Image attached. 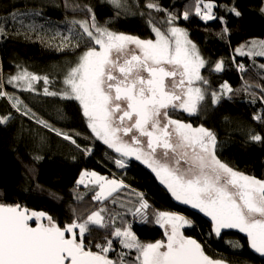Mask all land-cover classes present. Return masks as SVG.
<instances>
[{
  "label": "snow or ice",
  "instance_id": "1",
  "mask_svg": "<svg viewBox=\"0 0 264 264\" xmlns=\"http://www.w3.org/2000/svg\"><path fill=\"white\" fill-rule=\"evenodd\" d=\"M108 3L117 10L128 7L126 0H108ZM214 6L211 0H196L194 14L205 22L215 20ZM144 7L166 12L158 0H146ZM86 11L90 14L88 18L71 22L78 26L74 45L70 35L62 37L57 46L63 51L69 45L80 48L81 42L84 44L77 61L64 75L59 91L50 89L47 75L39 76L20 65L16 74L8 77L7 84L22 91L37 92L35 83L42 81L44 96L78 102L92 137L119 154L114 160L117 167H126V158L135 157L151 169L172 197L208 217L217 237L223 229H236L247 236L248 247L264 257V179L239 172L221 161L213 131L202 125L193 127L171 115L176 110L196 115L206 99L210 98V103L216 105L233 89L225 82L219 92H209L206 87L209 81L201 75L206 61L188 39L186 30L176 26L179 17L175 14L167 13L166 31L150 20L155 38L141 39L99 25L92 8L87 7ZM229 11L237 17L241 15L236 8ZM31 14L10 11L0 22L4 25L0 26V38L9 35L6 27L9 17L24 27L20 17ZM190 14L185 10L183 19L188 20ZM38 27L42 25H27L23 35L29 38ZM20 34L17 30L16 35ZM236 52L264 56V41H254L247 51L237 48ZM238 68L241 72L245 70L243 64ZM223 69V61L216 62L212 68L215 72ZM4 83L0 75V98L9 99L20 116L75 145L85 156L92 155L91 147H81L77 142L75 137L80 133L69 134L42 119L14 93L5 91ZM250 87L247 85L245 90ZM261 99L264 102V97ZM253 118L264 123L260 115ZM12 119L10 114L0 116V125H7ZM248 140L264 145V135L260 133L249 132ZM42 158L33 157L34 160ZM86 176L93 177L99 188L92 199L101 202L128 187L123 181L95 172H82L77 183L83 184ZM137 204L128 211L142 223L148 222L149 204L143 194H137ZM104 211L101 208L82 220L77 218L60 226L43 211L0 203V264H225L211 259L201 243L180 231L182 227H191L192 221L167 211L154 215V222L165 229L166 241L142 243L126 221L122 226L112 227L111 236L121 246L117 259L113 260L108 255L114 251L113 239L105 237L104 243H96L94 247L98 251H93L91 243L85 242L86 234L93 227L109 228L115 223L114 218L105 223ZM233 247L238 248L240 244L236 242ZM133 250L135 256L126 259Z\"/></svg>",
  "mask_w": 264,
  "mask_h": 264
},
{
  "label": "trees",
  "instance_id": "2",
  "mask_svg": "<svg viewBox=\"0 0 264 264\" xmlns=\"http://www.w3.org/2000/svg\"><path fill=\"white\" fill-rule=\"evenodd\" d=\"M207 2V0H206ZM215 5V20L205 22L194 14L196 0H158L166 12H156L144 7L146 0H126L127 8L115 9L108 0H0V22L10 11L33 13L22 15L24 27L7 20V38H0V75L8 79L17 71V65L39 76L47 75L50 89L59 91L61 81L68 69L75 64L83 50L73 45L78 31L67 21L72 18L86 19L90 15L86 8L91 7L99 25L111 31L137 36L141 39H153L147 19H167V13L179 17L176 22L189 33L207 61L205 76L213 91H220V85L227 82L232 93L222 96L216 105H208L205 115L189 116L184 112L171 113L174 119L190 123L194 127L204 126L213 131L217 138L216 153L218 158L233 169L264 179V145L248 140L249 132L264 135V123L253 117H264V56L239 55L237 48L245 51L252 42L264 41V0H211ZM66 3L69 5L66 7ZM236 8L241 15L237 17L229 11ZM190 11L188 20L183 19V12ZM36 11L41 14L34 15ZM154 11L158 14L155 18ZM119 13V14H118ZM143 13V14H141ZM129 16V17H127ZM222 18V19H221ZM42 25L26 38L23 32L29 24ZM0 26H4L0 23ZM224 28L228 31L225 33ZM71 31V34L69 30ZM21 32L16 35V31ZM73 45L58 50L62 37L70 36ZM223 61L221 72L212 70L216 62ZM244 65L241 72L238 65ZM247 85H251L246 89ZM7 92L14 93L42 119L56 128L76 136L81 147L92 148V155L85 156L75 145L57 137L33 120L20 116L7 98H0V116L11 115L13 119L7 125H0V203L19 204L31 211H43L52 216L56 223L64 226L74 219L86 218L93 211L104 208L105 216L123 217L131 224V230L142 243H155L165 239V231L154 222L155 213L167 211L179 213L192 221V226L184 231L204 244L205 254L229 264H264V257L254 253L249 247L247 236L236 230H223L216 237L211 230V221L204 214L174 201L171 193L157 180L154 173L136 160L127 161V166L117 167L114 160L118 157L101 141L92 137L87 128L78 102L63 100L59 97L44 96L43 82L35 83L37 92L15 89L5 86ZM5 90V91H6ZM230 97V98H229ZM34 156L43 157L34 160ZM95 170L107 176L123 181L126 190L143 194L149 204L146 210L148 222L133 217L126 207L111 204L113 197H125L124 189L113 194L107 200L92 199L97 186L85 188L78 184L81 173ZM88 177V176H86ZM87 191L85 194H83ZM126 198V197H125ZM137 204V201H135ZM132 205L135 208L137 205ZM93 227L86 234V244L91 243L92 250L98 251L96 243H104L105 237L113 239V249L109 258L117 259L121 246L111 236L112 227ZM238 242L240 247H233ZM128 252V249H123ZM135 251L126 259H132Z\"/></svg>",
  "mask_w": 264,
  "mask_h": 264
},
{
  "label": "rangeland",
  "instance_id": "3",
  "mask_svg": "<svg viewBox=\"0 0 264 264\" xmlns=\"http://www.w3.org/2000/svg\"><path fill=\"white\" fill-rule=\"evenodd\" d=\"M125 11V13H126V15L128 14H132L133 15V13H132V11H131V9L130 8H127L126 10H124ZM153 12V14L155 15V18L156 17H158V14H156L154 11H152ZM160 13V12H159ZM127 17H129V16H127ZM74 20H82V18L81 19H78V18H72V19H69L68 21H67V23H69L70 24V26H71V22L72 21H74ZM151 20V23L153 24V25H156L157 27H159V28H161V30L162 31H166V29H167V27H168V25H167V23H166V20L167 19H160V20H155V19H153V18H148L147 19V21H148V27H149V30H151V32H152V29H151V25L149 24V21ZM176 23V26H178V27H180V28H183L182 26H180L179 24H177V22H175ZM73 25V24H72ZM74 26V25H73ZM74 28H76L77 30H78V26H74ZM183 29H185V28H183ZM186 30V29H185ZM113 32H115V31H113ZM186 32H187V30H186ZM117 33V32H116ZM152 34H153V39L155 38V34L152 32ZM187 34H188V39H190V36H189V33L187 32ZM195 45H196V43L192 40V39H190ZM197 46V45H196ZM197 49H198V51H199V53H200V55H201V57L205 60V57H204V55L202 54V52H201V50L198 48V46H197ZM206 61V60H205ZM206 64H207V61H206ZM205 68H203V69H201V75L202 76H204L206 79H207V77L205 76V74H204V72H205V70H204ZM17 72V71H16ZM16 74V73H15ZM14 74V75H15ZM4 80V90H6V87L5 86H8L9 87V84H7V79H3ZM208 80V79H207ZM209 86H210V83H209V85H207L206 87L208 88V90H209V92H211V91H213L212 90V88L210 89L209 88ZM15 89H17V88H15ZM19 89V88H18ZM7 91V90H6ZM208 105H212L211 103H210V98L209 99H206V101L202 104V106H201V108H200V110H199V112L196 114V115H199V116H201V115H205L204 114V112L205 111H207V108L209 107ZM177 111H179V112H182L183 113V111H181V110H177ZM185 113V112H184ZM185 114H187V113H185ZM187 115H189V114H187ZM189 116H194V115H189ZM195 127V126H194ZM117 155H119L118 153H117ZM134 159V160H136L135 159V157H128V158H126L127 159V161H131V159ZM136 161H138L139 163H141L139 160H136ZM142 165H144L148 170H150L151 171V169L150 168H148L145 164H143V163H141ZM86 172H89V173H91V172H95V173H97V175H99V176H103V177H106V178H108V179H116V180H119V179H117V178H115V177H113V176H107V175H105V174H101L100 172H96L95 170H88V171H86ZM152 172V171H151ZM153 173V172H152ZM156 176V175H155ZM157 178V177H156ZM158 180V179H157ZM120 181V180H119ZM159 181V180H158ZM160 182V181H159ZM124 183V182H123ZM125 184V183H124ZM83 185L85 186V188H89V186H91V185H94V186H97V188H98V185L94 182V178L93 177H91V176H89V179L87 180L86 179V177H85V179H84V183H83ZM126 185V184H125ZM163 185V184H162ZM164 186V185H163ZM165 187V186H164ZM166 188V187H165ZM167 189V188H166ZM98 190H99V188H98ZM87 191H85L83 194H85ZM122 193L125 195V197H115V203H113V201L111 202V204H113V205H116V206H120V207H122V206H124V207H126L127 209H129V208H131V206L134 204H136L135 203V201H137V194H140V193H136V192H130V191H128V190H126V189H124L123 191H122ZM113 194H115V193H113ZM143 197H144V195H143ZM144 199H145V197H144ZM173 199H174V201H177L174 197H173ZM178 203H180L179 201H177ZM180 204H182V203H180ZM137 205V204H136ZM182 205H184V206H188V207H190L189 205H185V204H182ZM191 208V207H190ZM193 209V208H192ZM195 211H198L197 209H194ZM126 211H128V210H126ZM129 212V211H128ZM178 215H181V214H179V213H177ZM203 214V213H202ZM48 215V214H47ZM102 215H104L103 213H102ZM181 216H183V215H181ZM104 217H105V223H110V221L113 219V217L111 218L110 216H105L104 215ZM208 218V217H207ZM187 219V218H186ZM189 220V219H188ZM116 221L117 222H119V223H123V221H124V216L123 217H115V223H114V225L116 224ZM110 225H112V224H110ZM123 225V224H122ZM188 227L189 226H185V227H182L181 229H180V231L185 235V233H184V231L186 230V229H188ZM163 230H165L164 228H162ZM223 230H231V229H223ZM222 230V231H223ZM233 230H236V229H233ZM222 231H221V233H222ZM236 231H238V230H236ZM186 236V235H185ZM187 237V236H186ZM217 237V236H216ZM164 241H166V237H165V239H164ZM201 243V242H200ZM202 244V247L204 248L205 246H204V244L203 243H201ZM205 251V250H204ZM206 255H208V254H206ZM211 259H214V260H219V259H215V258H213L212 256H210V255H208ZM221 261H223V262H225V264H229L228 262H226V261H224V260H221Z\"/></svg>",
  "mask_w": 264,
  "mask_h": 264
},
{
  "label": "flooded vegetation",
  "instance_id": "4",
  "mask_svg": "<svg viewBox=\"0 0 264 264\" xmlns=\"http://www.w3.org/2000/svg\"><path fill=\"white\" fill-rule=\"evenodd\" d=\"M177 111V110H176ZM125 139L127 140L128 138L127 137H125ZM106 146V145H105ZM107 147V146H106ZM108 148V147H107ZM109 149V148H108ZM110 150H112V149H110ZM113 151V150H112ZM114 152V151H113ZM115 153V152H114ZM115 154H117V153H115ZM131 158V157H130ZM133 159V158H132ZM134 160V159H133ZM189 237H191V236H189Z\"/></svg>",
  "mask_w": 264,
  "mask_h": 264
},
{
  "label": "water",
  "instance_id": "5",
  "mask_svg": "<svg viewBox=\"0 0 264 264\" xmlns=\"http://www.w3.org/2000/svg\"><path fill=\"white\" fill-rule=\"evenodd\" d=\"M29 209V208H28ZM30 210V209H29ZM31 211V210H30ZM190 238H193V239H196V238H194V237H190ZM197 240V239H196ZM198 242V241H197ZM202 245V244H201Z\"/></svg>",
  "mask_w": 264,
  "mask_h": 264
},
{
  "label": "clouds",
  "instance_id": "6",
  "mask_svg": "<svg viewBox=\"0 0 264 264\" xmlns=\"http://www.w3.org/2000/svg\"><path fill=\"white\" fill-rule=\"evenodd\" d=\"M86 179L88 180L89 179V176L88 177H86ZM165 231V230H164Z\"/></svg>",
  "mask_w": 264,
  "mask_h": 264
}]
</instances>
